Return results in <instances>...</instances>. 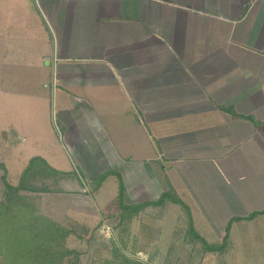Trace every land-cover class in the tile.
<instances>
[{
	"label": "crops",
	"instance_id": "1",
	"mask_svg": "<svg viewBox=\"0 0 264 264\" xmlns=\"http://www.w3.org/2000/svg\"><path fill=\"white\" fill-rule=\"evenodd\" d=\"M0 29V57L41 87L25 97L37 117L20 115L9 143L97 150L102 163H71L82 178L94 179L95 165L122 173L131 203L174 190L208 242L225 234L218 221L264 210V0H5ZM6 63L0 87L16 81ZM120 162L148 165L154 194L127 183L133 170ZM109 180L97 207L119 194L115 181L104 200ZM253 220L234 222L230 236Z\"/></svg>",
	"mask_w": 264,
	"mask_h": 264
},
{
	"label": "rangeland",
	"instance_id": "2",
	"mask_svg": "<svg viewBox=\"0 0 264 264\" xmlns=\"http://www.w3.org/2000/svg\"><path fill=\"white\" fill-rule=\"evenodd\" d=\"M4 31L0 29V55L6 53L7 33ZM1 34H4V37H1ZM19 41L21 47L27 48L30 45V48H35L32 42L27 44L22 40ZM9 43L10 45L14 44L12 41ZM9 53L10 51L7 52V54ZM2 63L6 62L0 57V66ZM10 64V62L4 64L3 72L7 75L14 72L17 76L16 81L13 85L7 84L0 87V164L5 166V170L0 168V200L4 199L6 195L5 183L2 181L4 174L8 183L17 185L31 159L37 156L47 159L45 162L48 166L44 162H39L32 168L37 175L40 172L38 186L44 185L52 191L29 192L21 190L19 192L21 195H26L28 201L33 203L42 214L54 219L67 230V237L64 238L62 247L69 253L62 264H264V215L255 217L252 221L253 225L235 227L233 236L228 238V244L221 248V251L215 252H207L200 241L188 235L187 211L178 204L150 206L128 223V229L116 228L120 209H118V198L115 196L117 193H111V189L115 187L116 181L121 184L124 191L126 190L122 173L115 174L114 179L112 175L115 171L107 172L106 179L110 178V180L105 183L107 192L104 200L110 196L115 197L107 205L97 207L102 199L94 198V192L97 190L92 188L95 180L105 171L98 170L95 165L90 169L95 172V178L86 181L80 176L81 172L78 173L74 165L71 164L79 158L80 154L84 156L88 164H95L97 161V163H102L101 160H98L99 151H80L81 149L76 148L73 152L64 151L58 145H55L56 148L42 145L44 141L37 140L35 137L31 140L26 138L21 143L11 144L5 137L4 133L11 131L13 123L18 121L20 115L27 121L31 117H37V111L28 104L25 97L34 95L37 89L41 88L35 86L27 67L25 71L24 69L18 71L9 66ZM25 82H27V86L24 85ZM27 88L28 91L24 94ZM17 98L19 102L12 101ZM49 118L53 129L56 130L53 131V134L59 137L58 130L54 125L56 123L60 129L59 115L52 112ZM37 126L39 127V125ZM81 145H83V141ZM53 159H58L59 162H54ZM144 162L139 163L138 166L131 164L125 166V162H120L116 167L121 169L118 170L120 172H124L125 169L133 170L126 182L142 180L154 194L156 182L151 179L152 171ZM145 163L147 164V162ZM67 166L69 167L67 168ZM51 168H60L63 172H65L64 170L71 173L73 171V174L57 173ZM87 176L89 177L88 174ZM157 179L159 181V178ZM124 199L125 203L131 204V200H127L125 197ZM154 199H159V197L156 196ZM203 209L207 211V209ZM238 214L236 213V215ZM215 227V231L221 233V229H224V222L218 221ZM197 232L200 233L199 230ZM202 236L207 241L209 240L205 235L202 234ZM222 239L209 243L221 244ZM14 241L15 237H12V242ZM0 264H3L1 260Z\"/></svg>",
	"mask_w": 264,
	"mask_h": 264
},
{
	"label": "trees",
	"instance_id": "3",
	"mask_svg": "<svg viewBox=\"0 0 264 264\" xmlns=\"http://www.w3.org/2000/svg\"><path fill=\"white\" fill-rule=\"evenodd\" d=\"M42 157H34L24 169L17 185L7 182L5 174L2 181L5 183L6 195L0 200V260L3 264H62L68 251L62 247L64 238L67 237V230L60 226L54 219L42 214L37 207L28 201L26 195L19 191L29 192H50L48 187H39L37 182L40 175L34 171L32 166L39 162L47 163ZM48 166V165H47ZM5 170V166L0 164ZM57 173L73 174L56 169ZM104 172L94 183L93 190H98L106 180L108 173ZM111 173V172H110ZM117 174V173H115ZM124 188L119 184L118 213L119 222L117 227L128 229V223L146 208L150 206H162L168 202L182 206L188 215L187 233L193 239L200 241L207 252L221 251L226 246L232 224L241 220H253L255 217L264 214V210L252 212L246 216L231 217L224 229L222 243L211 244L200 233L197 232L189 207L177 196L174 190L170 189L157 200H148L141 203H125ZM12 237L15 241L12 242ZM118 251V249H116ZM206 252V253H207Z\"/></svg>",
	"mask_w": 264,
	"mask_h": 264
}]
</instances>
